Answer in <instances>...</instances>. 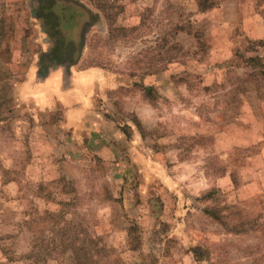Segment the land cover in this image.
Returning <instances> with one entry per match:
<instances>
[{"label":"rangeland","instance_id":"374dc122","mask_svg":"<svg viewBox=\"0 0 264 264\" xmlns=\"http://www.w3.org/2000/svg\"><path fill=\"white\" fill-rule=\"evenodd\" d=\"M78 1L0 0V264H264V0Z\"/></svg>","mask_w":264,"mask_h":264},{"label":"trees","instance_id":"16d2710c","mask_svg":"<svg viewBox=\"0 0 264 264\" xmlns=\"http://www.w3.org/2000/svg\"><path fill=\"white\" fill-rule=\"evenodd\" d=\"M198 6L204 10L212 3L199 0ZM33 12L47 36L53 38L49 57L56 63L65 60L70 64L75 63L83 44V31L93 23L97 14L78 0H41ZM67 24H74L75 28L68 31Z\"/></svg>","mask_w":264,"mask_h":264}]
</instances>
